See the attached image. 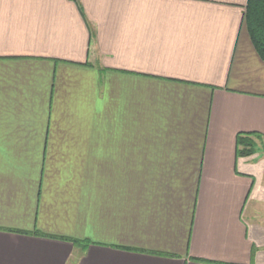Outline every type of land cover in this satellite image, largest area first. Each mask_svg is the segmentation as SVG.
Wrapping results in <instances>:
<instances>
[{
    "label": "crops",
    "instance_id": "1",
    "mask_svg": "<svg viewBox=\"0 0 264 264\" xmlns=\"http://www.w3.org/2000/svg\"><path fill=\"white\" fill-rule=\"evenodd\" d=\"M247 4L0 0V264H264Z\"/></svg>",
    "mask_w": 264,
    "mask_h": 264
},
{
    "label": "trees",
    "instance_id": "2",
    "mask_svg": "<svg viewBox=\"0 0 264 264\" xmlns=\"http://www.w3.org/2000/svg\"><path fill=\"white\" fill-rule=\"evenodd\" d=\"M245 22L251 41L264 61V0H248ZM252 139L250 135L239 137L240 155L252 156L256 153V148L248 145Z\"/></svg>",
    "mask_w": 264,
    "mask_h": 264
},
{
    "label": "rangeland",
    "instance_id": "3",
    "mask_svg": "<svg viewBox=\"0 0 264 264\" xmlns=\"http://www.w3.org/2000/svg\"><path fill=\"white\" fill-rule=\"evenodd\" d=\"M248 145H250L252 148H253V147L256 148L257 151H259V150L262 149V145H261V143H260L257 139H255V138H253L252 141H250V142L248 143ZM260 147H261V149H260ZM257 151H256V152H257Z\"/></svg>",
    "mask_w": 264,
    "mask_h": 264
}]
</instances>
